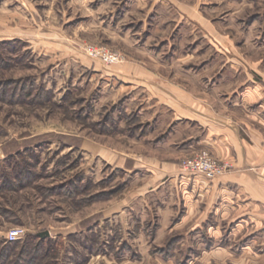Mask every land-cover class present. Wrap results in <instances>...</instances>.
<instances>
[{
  "label": "rangeland",
  "instance_id": "1",
  "mask_svg": "<svg viewBox=\"0 0 264 264\" xmlns=\"http://www.w3.org/2000/svg\"><path fill=\"white\" fill-rule=\"evenodd\" d=\"M180 1L193 13L194 0ZM200 1L195 15L211 24L210 31L192 21L176 28L155 21L152 26H136L127 16L118 30L104 31L91 18L65 25L53 16L48 18L51 25L65 31L67 41L0 42V83L7 88L5 98H0L3 264H23L26 259H33L32 264H119L115 259L150 257L133 247L140 243L133 239L140 227L130 225L135 212L128 206L134 175L115 168L122 158L119 153L175 161L183 174L191 173L182 171V160L211 154L200 150L177 159L171 153L149 151L135 140L142 135L136 134L142 126L137 111L124 106L123 99L105 97L112 85L106 86L111 81L103 78L120 68L140 67L158 83L186 81L176 68H193L205 50L250 52V60H257L264 38L259 35L261 30L264 34V0ZM133 12V18L141 17L138 10ZM42 19H37L42 26L28 21V37L41 32L53 37L54 27ZM86 47L116 53L120 60L89 56ZM31 83L29 96L15 103L12 87ZM37 94L40 97L30 102ZM117 204L127 207L115 214ZM15 227L25 229V235L6 241L7 231ZM156 229L155 222L150 241Z\"/></svg>",
  "mask_w": 264,
  "mask_h": 264
},
{
  "label": "crops",
  "instance_id": "2",
  "mask_svg": "<svg viewBox=\"0 0 264 264\" xmlns=\"http://www.w3.org/2000/svg\"><path fill=\"white\" fill-rule=\"evenodd\" d=\"M197 2L192 13L180 0H0V42L67 41L65 31L51 25L53 16L65 25L91 18L104 31L118 30L126 16L136 26L155 21L176 28L192 21L210 31L211 24L195 15ZM42 16L54 27L53 37H28V21L39 24ZM217 52L205 50L193 68L178 66L175 72L186 81L158 83L140 67L103 78L112 85L105 97L137 111L142 126L136 134L142 135L134 139L149 151L179 159L206 150L228 165L221 175L183 174L175 161L119 153L115 168L134 175L128 206L135 212L130 225L140 227L133 239L140 243L133 247L150 255L114 258L119 264H264V38L257 60L250 52ZM115 206V214L127 207Z\"/></svg>",
  "mask_w": 264,
  "mask_h": 264
},
{
  "label": "built area",
  "instance_id": "3",
  "mask_svg": "<svg viewBox=\"0 0 264 264\" xmlns=\"http://www.w3.org/2000/svg\"><path fill=\"white\" fill-rule=\"evenodd\" d=\"M85 49L89 56H100L108 62H117L120 60V56L116 53L104 51L103 49L101 50L96 47H86ZM181 168L182 171L186 173L214 176L223 174L228 169V165L226 163L215 161L211 155L206 152H201L192 158L182 160ZM25 233V229L15 227L7 231L5 239L8 242H13L21 239Z\"/></svg>",
  "mask_w": 264,
  "mask_h": 264
},
{
  "label": "trees",
  "instance_id": "4",
  "mask_svg": "<svg viewBox=\"0 0 264 264\" xmlns=\"http://www.w3.org/2000/svg\"><path fill=\"white\" fill-rule=\"evenodd\" d=\"M4 43V42H2ZM7 45L8 44H16V43H19L21 44V42H18V41H14V42H5ZM12 52V51H11ZM14 52V51H13ZM9 60H11L9 58ZM1 68V67H0ZM34 88V85L32 87V83L27 87V86H19V85H14V87H12V91H11V98H13V101L15 103H19V102H24L25 98L27 96H29L30 94V89H33ZM6 93H7V88L4 87V84L3 83H0V98H5L4 96H6ZM40 97V94H37L36 97H34L33 100H30V102H34L35 100H37L38 98ZM33 175V174H31ZM74 193V191L72 192ZM70 194V193H69ZM9 244H13V243H9ZM158 251H161V249H158ZM7 253V252H5ZM4 253V254H5ZM3 255V254H2ZM5 255H3V258H4ZM3 258L0 257V264H3ZM33 259H30L27 261L23 260V264H32V261ZM22 264V263H21Z\"/></svg>",
  "mask_w": 264,
  "mask_h": 264
}]
</instances>
